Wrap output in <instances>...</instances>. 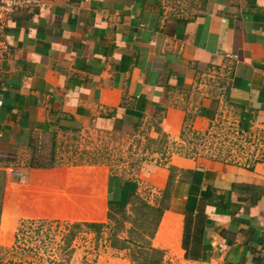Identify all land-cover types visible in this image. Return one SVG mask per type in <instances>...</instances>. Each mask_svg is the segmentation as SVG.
Wrapping results in <instances>:
<instances>
[{"label": "crops", "instance_id": "crops-1", "mask_svg": "<svg viewBox=\"0 0 264 264\" xmlns=\"http://www.w3.org/2000/svg\"><path fill=\"white\" fill-rule=\"evenodd\" d=\"M39 1L0 30V250L43 223L81 228L77 264H264V158L173 153L129 179L61 152L87 131L264 135V0Z\"/></svg>", "mask_w": 264, "mask_h": 264}, {"label": "rangeland", "instance_id": "rangeland-1", "mask_svg": "<svg viewBox=\"0 0 264 264\" xmlns=\"http://www.w3.org/2000/svg\"><path fill=\"white\" fill-rule=\"evenodd\" d=\"M164 1L172 10L183 13L201 0ZM228 127L227 124L216 123L205 130H194L187 126L181 138L170 143L166 151H153L139 136L87 131L74 139L75 141L66 144L67 148L75 147L79 151L61 152L66 156L70 155L74 162H105L124 178L137 179L144 169L165 162L173 153L237 160L240 145L238 146L235 126L230 124ZM128 217H134L135 231H143L145 235L151 233V227H146L148 218L146 221L145 219L138 221L137 216L129 214ZM80 229L70 233L68 226L54 227L51 224L27 223L20 231L17 248L14 245L12 248L0 250V264H77L71 262L76 254L73 236ZM138 239L135 237V240ZM90 253L95 255V252ZM80 264L92 263L83 255Z\"/></svg>", "mask_w": 264, "mask_h": 264}, {"label": "built area", "instance_id": "built-area-1", "mask_svg": "<svg viewBox=\"0 0 264 264\" xmlns=\"http://www.w3.org/2000/svg\"><path fill=\"white\" fill-rule=\"evenodd\" d=\"M39 2V0H0V30L5 29L6 20L12 13L17 10L29 9L39 4ZM6 49L7 46L2 41L0 57L6 54ZM235 134L239 141L238 146L240 145V148L237 150V160L244 158L247 161H257L260 158H264V135L254 137L238 126L235 129ZM17 175L23 177L21 172H18Z\"/></svg>", "mask_w": 264, "mask_h": 264}, {"label": "trees", "instance_id": "trees-1", "mask_svg": "<svg viewBox=\"0 0 264 264\" xmlns=\"http://www.w3.org/2000/svg\"><path fill=\"white\" fill-rule=\"evenodd\" d=\"M196 254H191V256H195Z\"/></svg>", "mask_w": 264, "mask_h": 264}]
</instances>
